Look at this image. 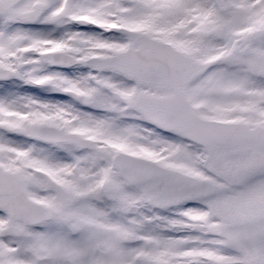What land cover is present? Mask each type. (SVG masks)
<instances>
[{
	"label": "snow or ice",
	"instance_id": "6c2138e0",
	"mask_svg": "<svg viewBox=\"0 0 264 264\" xmlns=\"http://www.w3.org/2000/svg\"><path fill=\"white\" fill-rule=\"evenodd\" d=\"M0 82V264H264V0H0Z\"/></svg>",
	"mask_w": 264,
	"mask_h": 264
},
{
	"label": "rangeland",
	"instance_id": "374dc122",
	"mask_svg": "<svg viewBox=\"0 0 264 264\" xmlns=\"http://www.w3.org/2000/svg\"><path fill=\"white\" fill-rule=\"evenodd\" d=\"M3 86H4L3 82H0V88H2ZM41 94L45 98H55V97H58L59 96V94H57V93L44 92L43 90H41Z\"/></svg>",
	"mask_w": 264,
	"mask_h": 264
}]
</instances>
